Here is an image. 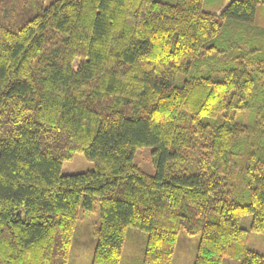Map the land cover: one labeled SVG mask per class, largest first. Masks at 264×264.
<instances>
[{
    "label": "trees",
    "instance_id": "16d2710c",
    "mask_svg": "<svg viewBox=\"0 0 264 264\" xmlns=\"http://www.w3.org/2000/svg\"><path fill=\"white\" fill-rule=\"evenodd\" d=\"M44 1L0 0V264H69L96 202L91 264H120L130 229L143 264L181 231L194 264H264V0ZM78 153L93 169L63 175Z\"/></svg>",
    "mask_w": 264,
    "mask_h": 264
},
{
    "label": "rangeland",
    "instance_id": "374dc122",
    "mask_svg": "<svg viewBox=\"0 0 264 264\" xmlns=\"http://www.w3.org/2000/svg\"><path fill=\"white\" fill-rule=\"evenodd\" d=\"M53 0H45L44 6L49 5ZM175 4L178 0H158ZM228 4L225 0H204L203 8L205 11L221 13ZM256 25L264 26V6L257 9ZM182 78L178 77V83ZM154 154L151 147L140 148L135 153V163L149 175L156 174L153 162ZM93 169V163L88 161L84 154H76L72 160L66 161L62 165L63 175H72L86 172ZM251 216H245L241 220V226L247 230L251 227ZM100 225V206L96 202L93 211L89 214L80 212L78 224L75 230L69 264H91L97 242V231ZM146 233L139 230L130 229L125 240L124 251L120 264H143L146 244ZM200 235H191L181 231L178 235L172 264H194ZM248 248L261 255H264V237L255 232H250Z\"/></svg>",
    "mask_w": 264,
    "mask_h": 264
}]
</instances>
